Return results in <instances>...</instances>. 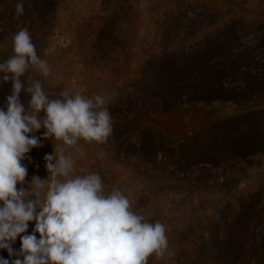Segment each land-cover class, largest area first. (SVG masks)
I'll use <instances>...</instances> for the list:
<instances>
[{"label": "rangeland", "instance_id": "rangeland-1", "mask_svg": "<svg viewBox=\"0 0 264 264\" xmlns=\"http://www.w3.org/2000/svg\"><path fill=\"white\" fill-rule=\"evenodd\" d=\"M15 4L0 0V62L27 27L52 69L31 75L51 98L68 90L107 99L106 142L81 139L83 155L68 152L78 157L75 174L99 173L105 190H122L134 212L166 225L173 255L148 264H224L215 236L232 222L260 236L264 154L221 148L239 139L244 119L264 133V0H24L21 17ZM41 144L23 162L28 181L47 179L44 156L63 147ZM260 254L245 258L259 264Z\"/></svg>", "mask_w": 264, "mask_h": 264}, {"label": "clouds", "instance_id": "clouds-1", "mask_svg": "<svg viewBox=\"0 0 264 264\" xmlns=\"http://www.w3.org/2000/svg\"><path fill=\"white\" fill-rule=\"evenodd\" d=\"M15 14H25L24 0H16ZM12 49L0 62V86L12 85L0 106V250L11 259L0 257V264H148L153 254L173 255L166 225L134 212L122 190L106 193L99 173L75 174L73 153L83 155L80 140L104 143L112 133L107 99L68 90L51 98L31 75L34 68L49 77L52 69L38 55L27 27L13 34ZM22 93L30 96L27 106ZM41 129L42 135H35ZM49 139L63 147L45 154L47 179L34 175L28 181L23 162H31L32 149ZM29 222H34L31 233Z\"/></svg>", "mask_w": 264, "mask_h": 264}, {"label": "trees", "instance_id": "trees-1", "mask_svg": "<svg viewBox=\"0 0 264 264\" xmlns=\"http://www.w3.org/2000/svg\"><path fill=\"white\" fill-rule=\"evenodd\" d=\"M210 80L211 79H208L207 81L209 82ZM210 85L217 86L215 88L216 91L226 90L221 83L218 85L210 83ZM11 89L12 85L10 82L0 86L1 100H4L3 98H6V96L10 94ZM21 100L22 102H25L28 98L22 93ZM254 113L256 115L254 116V119L256 120L260 119V116H262V112H260V110H256ZM242 119L238 121L241 122ZM255 126L256 122L244 119V123L241 124L242 132L240 133L239 139L232 140L231 147H228L229 145L226 144L221 149H240V155L244 154V156L247 157L254 154H264V133L254 132ZM201 152L203 153V151ZM110 191L111 190H105L106 193ZM246 225L247 223L241 224L232 222L227 225V228L223 231V233H219V236H215L216 240L214 242V248L218 250V254H220V256L224 259V264H250V260L246 259L245 255L248 254V249L252 248L260 250L261 254L258 263L264 264V226L259 231V233H261L260 236L258 235L257 237H253L251 233H248L246 229L248 226Z\"/></svg>", "mask_w": 264, "mask_h": 264}]
</instances>
